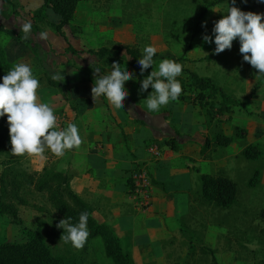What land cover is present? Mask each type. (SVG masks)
I'll use <instances>...</instances> for the list:
<instances>
[{
    "label": "crops",
    "instance_id": "0c3cea01",
    "mask_svg": "<svg viewBox=\"0 0 264 264\" xmlns=\"http://www.w3.org/2000/svg\"><path fill=\"white\" fill-rule=\"evenodd\" d=\"M15 1L18 0L12 3ZM36 1L33 7L29 5L31 0H19V6L25 11L34 10L43 2ZM17 23L9 24L13 27L10 29L13 36ZM0 24L8 26L1 20ZM70 39L71 36L67 34L64 40L52 33L48 41L54 40L53 44L60 47L61 53H65L63 48L68 45L76 49ZM18 41H14L18 52L23 55L31 52L27 45H17ZM32 55L28 60L36 61ZM159 55L162 56V53ZM21 57L19 54L11 55L9 61L15 66L20 63ZM60 57L59 64H53L55 59L46 62L54 72L64 76L70 102L57 88L47 84L43 70L34 64L32 73L40 85L37 95L40 102L48 103L54 109L60 129L66 128L69 123L78 127L82 144L78 149L66 151L63 157H56L51 166L57 171L72 174V191L91 206V215L96 222L112 229L123 251L132 257L135 264L145 261L167 263L172 258L180 261L181 257L186 256L189 243V239H185L186 232L182 230L181 221L193 205L194 190L201 186L200 175L211 174V169L220 165H235L243 166L244 178L246 173L251 175L250 160L243 157L233 143L228 147L229 152L233 153L214 156L220 151L216 149L211 160L203 158L202 144L207 137H211L215 127L207 122L203 109L192 102L190 96L170 101L159 112L147 109L151 86L145 95H128L122 109L114 108L105 97L94 104L91 94L93 84L87 75L78 69L79 65L67 62L69 53ZM201 57L203 55L189 50L185 60H179V63L185 69L209 77L230 98L238 101V105L221 110L225 114L223 116L228 118L222 131L232 132V128L238 126L245 129L247 141L261 139L264 144V80L256 91V97H248L254 85L253 77L261 75L257 73L253 76L252 66L244 59L242 66H232L220 58L213 62ZM244 98L247 101L243 103ZM168 140L173 143H168ZM150 144L158 149L160 154L157 158L148 152ZM46 160L47 157L26 156L27 167L24 170H41ZM139 166H145L152 183L151 204L147 208L136 205L129 195L130 173ZM228 178L241 183L233 176ZM244 188L249 189L247 184ZM44 219L40 223L43 230L49 225V221Z\"/></svg>",
    "mask_w": 264,
    "mask_h": 264
},
{
    "label": "rangeland",
    "instance_id": "374dc122",
    "mask_svg": "<svg viewBox=\"0 0 264 264\" xmlns=\"http://www.w3.org/2000/svg\"><path fill=\"white\" fill-rule=\"evenodd\" d=\"M257 1L260 0H235V6L245 11L244 4ZM35 3H37L36 0H31L29 5L35 7ZM209 3L212 4V7L201 14L203 7ZM0 5V20L8 25L3 27L0 24V45L4 49L8 61L11 55L19 54L22 56L20 63H26L31 68L35 64L43 70L41 61H53L55 59L53 64H59V60L62 59L60 56L69 53L70 59L67 62L77 64L78 67L86 70L94 83L96 78L93 75V69L98 67L101 69L100 75H110L113 62H118L122 71L127 68L133 73V79L125 82V89L130 96L146 94V92L139 93L138 90L141 81L147 75L143 73V75L137 77L133 69L127 64L128 57L124 53L113 58H106L103 61H97L93 55L86 52L87 49H96L101 46L114 48L118 43H129L143 52L146 46L151 45L156 47V52L162 53V56L181 57V60H185L189 50H194L203 55L201 58H205L207 61L216 62L220 58L226 64H233L232 66H242L243 63L238 38L233 41L231 49H226L219 54L214 52L216 47L214 42L208 44L202 39L203 35L207 34L214 41L212 30L215 22L228 14L229 8L233 6V0H82L78 3L72 20L62 28L63 35H59V37L65 40V34L71 36L70 40L76 49L78 48L77 50H82L84 53L74 54L66 49L67 47L63 48L65 53H61L60 47L53 44L54 40H51L53 42L48 41L52 38V33L55 32L50 27H44L46 25L44 24L46 22L44 18L42 21H37L40 31L37 33L31 32L28 36L36 42L40 55L33 53L29 46L27 48L31 52L27 51L26 55H23V53L18 52L14 42L17 39L20 25L26 21L32 22L28 15L30 10L25 11L22 9V6H19V0L15 3L0 0ZM256 9V13L263 12L261 9L259 11V8ZM253 11L255 13V9ZM14 21L21 23L20 25L18 23V25H14L16 39L10 31L13 27L9 25ZM202 22H206V27L202 26ZM41 28L45 30L43 31ZM72 28H74V32L71 33ZM41 33H45L46 38H41ZM41 39L43 43H41ZM66 41L68 43L67 38ZM20 44L23 46L25 43L18 41L17 45ZM30 54H33L32 56L36 61L28 60L31 57ZM165 59H161L160 56L157 57L153 65V71H157L159 63ZM251 70L253 76L258 73L254 67H251ZM185 75V72L181 73V76ZM260 75L259 77H253V82H258V86L250 96L248 94L249 98L256 97V91L263 83L264 75ZM224 119H220V122H222L220 128L226 122ZM243 132H245V129H243ZM213 134L214 132H211V135ZM224 134L231 138V143H233L234 148L239 150L240 154H242V148L249 143H256L261 148V152L258 154L259 158H247L251 162V175L249 176L246 173V177L243 178V166L231 165L225 167L220 165L218 168L211 169V174H223L226 177L233 176V178L241 181V183L235 181L237 191L238 185H240L236 203L229 209H223L199 204L194 200L189 214L181 221L182 230L186 232L185 239H189L186 256L181 257L180 261L172 258L167 260V263L145 261L142 264H255L258 259L264 258V220H261L258 216L259 211L264 208V144L261 139L249 142L246 136L245 139L241 140L242 134L236 135L234 127L232 132H224ZM235 135L239 139H236ZM216 149L220 151L213 154L214 156H217V154L220 156L221 153L223 155L233 153V151L229 152L228 146L226 148L217 147ZM45 156L47 157L46 163L48 161L47 164L51 168L56 156L48 157L50 156L49 153ZM19 167L25 169L27 161L23 160ZM255 169L260 170V175L253 183H250ZM1 170L2 165H0V172ZM245 172H247L246 169ZM245 184L249 189L244 188ZM199 190L200 187L194 191L196 193ZM23 196L28 203L18 208V214L22 219L21 224L12 223L9 216H0V243L26 241L33 232L38 230L54 254H71L78 264H113L111 259L105 255L103 241L100 236H88L85 246L80 250L74 248L70 242L65 243L61 239L62 234L66 233H63L64 230L58 228L57 224L63 219L53 210L44 193L35 191L33 187H27L23 191ZM53 214L55 215L53 216ZM44 218L49 221V225L43 230L40 228V223L45 220ZM193 243L197 247L194 249L193 254L189 256L188 250ZM199 245L213 249L214 260L209 253L200 254L197 252L196 249Z\"/></svg>",
    "mask_w": 264,
    "mask_h": 264
},
{
    "label": "trees",
    "instance_id": "16d2710c",
    "mask_svg": "<svg viewBox=\"0 0 264 264\" xmlns=\"http://www.w3.org/2000/svg\"><path fill=\"white\" fill-rule=\"evenodd\" d=\"M2 1L12 3L13 0ZM80 1L82 0H43L39 7L28 12L29 17L32 19L31 32L37 33L40 31V26L37 21H42L45 18L46 22L44 24L46 25L44 27H50L56 34L63 35L62 28L68 25L72 20L75 9ZM211 7L212 4H206L201 14H204ZM243 8L246 12H252L255 8H259L264 12V0L244 4ZM14 11L16 12V10ZM50 14H52V16H50ZM72 32H74V28L71 29V33ZM17 39L29 46L33 53H38L37 55H40L38 52L39 47L36 42L30 38L25 39L24 33L20 30V27L17 33ZM66 49L74 54L82 52V50H76L71 45H68ZM86 52L93 55L97 61H103L106 58H113L124 53L128 57L127 64L135 70V75L138 77L141 76L138 60L143 57L144 52L140 51L138 47L132 44L118 43L114 48L105 46L96 49L89 48ZM159 56V53L156 52L153 57L154 63ZM160 58L174 60L177 63L181 60V57L172 58L160 56ZM40 63L47 84L57 88L64 95L65 99L70 102L66 80L54 81L52 76L57 73L51 69L46 61H41ZM13 67L14 65L6 59L5 51L0 45V83L3 82V76L13 69ZM78 69L87 75L89 81L93 85L95 84L90 79L86 70L82 68ZM152 71L153 66H150L144 73L148 76ZM182 72H185L186 75L177 77V80L182 86V93L178 99H183L186 95L190 96L191 101L196 102L203 109L207 122L215 127L214 134L211 135L210 138L207 137L201 147V155L203 158L211 160L212 152L217 147L226 148L231 145V138L224 134L222 128H220L222 123L220 119L225 118L224 120L226 121L228 119L223 116L225 114L221 110H228L231 105H238V101L230 98L220 87L216 86L209 77L199 75L195 71L185 68H183ZM257 86L258 82H255L249 96L256 90ZM246 101L247 98L242 102L244 103ZM234 129L236 135L242 134L241 140L245 139V132H243L242 128L234 126ZM236 135L234 137L239 139ZM168 143H173V141L168 140ZM11 147L9 123L6 114L0 117V165H2V170L0 172V216H9L12 223L21 224L22 219L18 214V208L28 203L23 196V191L27 187H33L35 191L45 194L53 210L62 219L68 220L70 217L71 219L68 220V222L73 225L78 224L79 216L82 212H87L89 236H100L102 238L105 255L111 259L113 264H135L132 257L123 251L120 240L112 229L104 223L96 222L91 215V206L72 191L70 187L71 173L57 171L52 166L50 168L47 164L48 161L41 170L26 171L19 167L20 163L25 160L26 155H13ZM171 147L174 148V144H172ZM260 152L261 148L256 143H249L241 150L242 155L246 158H259L258 154ZM47 153L50 154L48 157H54L51 152L46 151L45 154ZM258 175H260V170L255 169L250 183H253ZM200 180V190L194 194V200L199 204L229 209L236 203L237 183L234 180L223 174L207 173L201 174ZM258 216L261 220H264V208L259 211ZM196 247L194 243L191 244L188 250L189 256L193 254ZM196 250L200 254H211L214 260L213 249L199 245ZM0 264L78 263L71 254H54L50 246L45 243L40 231L37 230L33 232L26 241H6L0 243ZM255 264H264V258L258 259Z\"/></svg>",
    "mask_w": 264,
    "mask_h": 264
},
{
    "label": "clouds",
    "instance_id": "9594fccd",
    "mask_svg": "<svg viewBox=\"0 0 264 264\" xmlns=\"http://www.w3.org/2000/svg\"><path fill=\"white\" fill-rule=\"evenodd\" d=\"M206 27V22H202ZM32 24L29 21L20 25V30L27 39L31 33ZM214 41L205 34L202 39L205 43H215L214 52L222 53L231 49L233 41H240V53L244 61L250 63L264 74V14L245 12L235 6L229 8L228 14L215 22ZM41 38H46L41 33ZM156 47L146 46L144 55L138 60L140 73L153 66V57ZM183 66L174 60L165 59L159 63L158 70L152 71L141 81L139 93L146 92L149 86L153 91L147 97V109L150 112H159L162 106L170 101H176L182 93L181 83L177 77L181 75ZM101 69H93L96 82L91 89L93 103L99 102L101 97L116 109L124 108L128 92L125 82L133 79V73L127 68L121 70L120 63L113 62L110 75H100ZM0 83V117L7 114L11 152L15 156L46 158L45 152L50 151L56 157H63L66 151L78 149L82 144L78 127L69 123L66 128L60 129L54 109L48 103L39 101L37 90L39 81L34 77L31 67L26 63H18L3 76ZM54 81H63L64 76L54 74ZM154 93V94H153ZM71 218L69 217L68 220ZM68 220H61L58 228L64 231L61 239L71 243L77 250L82 249L88 239V213L82 212L79 222L73 225Z\"/></svg>",
    "mask_w": 264,
    "mask_h": 264
},
{
    "label": "built area",
    "instance_id": "2783aa9c",
    "mask_svg": "<svg viewBox=\"0 0 264 264\" xmlns=\"http://www.w3.org/2000/svg\"><path fill=\"white\" fill-rule=\"evenodd\" d=\"M147 150L154 158L159 156L155 145L150 144ZM152 183L148 170L145 166L136 167L130 173L129 195L135 204L141 208H147L151 204Z\"/></svg>",
    "mask_w": 264,
    "mask_h": 264
}]
</instances>
